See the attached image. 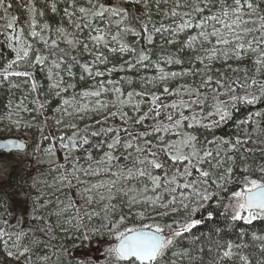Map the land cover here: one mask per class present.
Segmentation results:
<instances>
[{"label": "trees", "instance_id": "trees-1", "mask_svg": "<svg viewBox=\"0 0 264 264\" xmlns=\"http://www.w3.org/2000/svg\"><path fill=\"white\" fill-rule=\"evenodd\" d=\"M94 2L98 7L105 0ZM252 2L259 7L249 15L250 10L245 6V20H256L264 15V0ZM9 3L11 8L7 13L0 8V139L24 138L27 146L21 151H0V156L18 159L12 170H6L9 177L0 178V264H11L12 259L19 264H127L117 261L108 252L111 243L105 246L104 256L96 262L74 254L87 239L108 242L110 238H116L117 231L139 228L143 224H172V230H178L180 225L192 218L203 219L204 222L176 238L157 264H217L221 250L226 249L228 241L240 247H234L232 251L235 255L223 260L222 264H264V217L251 224L232 221L231 209L226 210L224 207L229 203L231 193L243 187L245 176L264 180V172L260 171L264 167V99L253 105L236 103L235 107L230 100L231 95L261 94L264 71L256 70L258 53L247 51L237 59L231 51L234 44L217 45L221 53L228 51L227 58L221 54L209 60L208 50L215 44L214 38L211 43L198 40L193 48H186L184 45L188 36L198 33L200 29L193 27L174 33L177 24L188 18L179 14L175 17L171 15L176 0H159V3L157 0H147V4L143 0L139 4L133 0H125L124 3L110 0L111 5L126 7L131 17L140 19L119 22L121 17L105 14L103 19H92L88 27H84L88 20L78 9L91 8L89 0H5L6 6ZM224 3L234 6L233 0H224ZM53 4L55 11L52 10ZM192 4L193 0H180V7L176 10L178 13H190L195 24L202 16L217 12L220 0H212L209 9L203 13H194ZM200 6L203 7V4ZM33 7L34 13L30 12ZM13 16L16 17V23L12 29H7L5 25ZM33 18L39 36L30 34L33 31ZM142 23L147 24V33L141 27ZM212 23L209 22L207 31L212 28ZM162 26L166 30L153 31ZM247 26L253 28L255 24ZM126 27L135 29L139 35L131 31L124 32ZM60 29L64 30L63 33ZM96 29L101 30L107 47L104 43L97 45L90 39L97 35ZM118 33L119 38L113 41L112 37ZM149 33L152 35L151 43L145 38ZM14 35H21L25 46L31 47L26 60L17 61L8 68L9 62L16 60L13 50L17 47L16 42L9 41V36ZM259 35V31L249 33L245 42ZM70 40L73 43H68ZM10 43L12 47H9ZM85 44L88 50H85ZM121 44H127L129 49L135 51L122 53L119 50ZM260 47L264 49V45ZM140 52L147 54L149 59L137 63ZM98 54L101 59L106 58L104 63L96 60ZM37 55L45 58L43 64L35 63ZM169 57L179 59L182 63H167ZM197 57H201L203 62ZM157 63L166 73L188 74L162 81L159 79ZM85 64L89 65L90 73L83 70ZM129 64L132 67H128ZM5 70L27 71L32 76H9L4 79ZM97 71L103 75L96 76ZM209 76L212 80L204 84ZM253 78L257 81L255 85H252ZM217 80L221 81L220 85L216 83ZM108 81L113 83L109 84ZM33 82L37 85L35 90ZM101 82L106 91L102 92L99 99L107 107L96 110V98H85L81 93L98 90ZM56 84L59 86L54 87ZM241 85L251 87L242 88ZM117 87L121 89L120 93L113 92ZM165 87L169 88L171 94L164 93ZM230 87L235 91H229ZM129 92L134 93L133 102L119 104L117 97L128 99ZM153 94L160 98L158 103L162 107L158 110L151 102ZM64 100H68L69 104L64 105ZM181 100L190 107H183ZM195 100H202L203 103H193ZM218 101L225 103L231 117L214 124L219 121V116L215 114ZM174 102L177 104L176 109L170 107ZM84 104L88 105L87 110L75 111ZM157 111L160 112L159 116L156 115ZM181 112L188 120L182 121L179 128L165 131L166 126L180 119ZM110 113L117 114L113 116ZM145 113L148 115L137 124L136 121ZM169 115L173 117L172 121L167 119ZM189 123L193 127L189 128ZM109 128L111 132L107 131ZM156 128L161 131L157 132ZM93 132L100 134L93 136ZM141 133L149 135L141 136ZM187 134L197 138L195 147L201 156L204 151L213 153L200 165L211 173L208 183L194 186L201 193L205 189L213 193V197L203 201L191 189L178 188L174 193L165 192V187L176 185L162 184L157 192L162 194L163 199L156 205L150 204L144 197L157 193L152 191L148 176H138L137 172L143 169L146 173L159 175L162 181L170 179L177 172H183L186 161H171L156 146L161 144L160 137H164L163 143L168 144ZM117 136L120 138L119 143L109 149L108 144L113 143ZM69 137H74L77 143L87 137L89 142L69 152L61 147L62 143H70ZM237 139L241 143L233 149L231 145H235ZM126 143H131L132 147L125 148ZM50 147L52 152L47 151ZM137 147L143 151L138 153ZM152 151L158 153L157 159L165 164L164 168L154 169L146 161L143 164L138 162L144 160L145 156L152 159ZM190 151L189 148L186 153ZM106 153H110L113 159L108 161L105 158L101 162ZM218 161L221 162L220 166L215 167ZM229 167L233 169L231 174L227 171ZM245 167L247 171H244ZM129 169L133 172L130 177L127 175ZM221 176L225 180L231 179L232 183H224L223 188H218L216 184L221 183ZM197 177L198 173L192 169V176L187 182ZM111 181L116 183L113 185ZM185 182L183 177L177 176L178 184ZM145 187L147 192L143 191ZM181 191L185 193L186 199L181 198ZM173 196L176 202L169 204ZM129 197H135L137 202H130ZM201 204L203 207H200ZM184 205H187L186 209ZM193 208H199L194 216ZM209 211L213 212L211 219H207ZM76 213L83 214V227L74 222ZM140 213H143V218ZM172 230L164 227V234L168 235ZM18 236L19 244L14 251L12 247ZM85 236L88 238L84 239ZM240 256L246 257V262L240 260Z\"/></svg>", "mask_w": 264, "mask_h": 264}, {"label": "snow or ice", "instance_id": "snow-or-ice-1", "mask_svg": "<svg viewBox=\"0 0 264 264\" xmlns=\"http://www.w3.org/2000/svg\"><path fill=\"white\" fill-rule=\"evenodd\" d=\"M121 3H124L125 0H120ZM134 3L139 4L141 0H133ZM145 4H147V0H143ZM89 3L92 4L91 8L86 7H79L78 11L83 15L85 19L88 20V23L84 25V27H88L91 23L92 19L100 18L103 19L105 14H111L112 16H119L121 17V20L119 22H123L125 20L129 19H137L139 20V17H131L129 11L126 7H121L119 4L111 5L110 0L109 4L100 2L99 6L97 7L94 0H89ZM157 3H159V0H157ZM212 3V0H193L192 4V11L194 13H203L205 9H209L210 4ZM234 6H229L224 3V0H220V7L217 12L212 13L208 16H202L199 21H197L195 24H193L192 16L190 13H178L177 8L180 7V0H176V7H174L171 11V15L173 17L177 16L178 14L183 17H188L187 19H184L182 23L177 24L176 28L174 29V33L177 32H184L186 29H192L195 27L196 29H200V31L196 34L188 36L187 41H185V47L186 48H193L195 43L198 40H202L203 42H209L211 43V39H215V44L213 47L208 50L209 55L208 59L212 60L217 58L218 55H224L225 58L228 56V51H224L221 53L219 49L216 47L217 45H223L228 46L231 44H234V48L231 49L235 53V56L237 59H239L242 55V53L251 51L253 53H258V57L255 60V64L257 65V72L264 71V49H262L260 46L264 45V15H260L256 20H245L244 16L245 13L243 11V8L246 6L247 9L250 10L249 15L255 13L257 11V8L259 7L258 4H254L252 0H243V4L241 3V0H233ZM203 4V7L200 5ZM0 8L4 9L5 13H7L8 9L11 8V4L9 3L7 6L5 5V0H0ZM52 10L55 11V4L52 6ZM30 12H35V8H30ZM67 12V10H66ZM40 15H43V13H40ZM213 22L211 27V31H207V26L209 25V22ZM16 23V17H11V20L5 25L7 29H12ZM255 24V27L250 28L247 25L248 24ZM32 27L33 31L30 33L32 36H39L40 33L35 31V25L36 20L32 19ZM216 25H219L217 27ZM45 28L48 27V25H44ZM77 27L79 28L80 25L77 24ZM141 27L144 29V31L147 33L148 28L147 24H141ZM163 29V26L161 28H154V32H161ZM61 33H63V29L59 30ZM97 32V35L91 36L90 39L94 41L97 45L100 43H104L105 47H107V43L105 41L104 35L101 33L100 29L95 30ZM124 32H133L134 35H139V32H136L135 29L132 28H125L123 29ZM259 31L260 35L255 36L252 39H248L245 42V38L249 35V33ZM40 38L43 40V36H40ZM119 38V33L117 35H114L112 37L113 41H116ZM148 43L152 42V35L151 33L147 34L145 37ZM15 41L17 47H15L13 50L16 52V60L10 61L7 65L8 68H11L14 64L17 63V61L26 60L29 56V49L31 45L25 46L24 41L21 37V35H14L9 36V41ZM46 43V41H45ZM55 41H53V45H55ZM68 43H73V41H68ZM168 43H173V41H168ZM253 45H256L253 47ZM9 47H12V44H9ZM85 50H88V45H84ZM120 52L125 51H135L134 49H129V46L127 44H121L120 46ZM111 51H115V49H111ZM22 53V55H21ZM149 59V56L145 54L144 52L139 53V57L137 60V63H142L144 61H147ZM197 60H201V57H197ZM96 60H98L100 63H104L106 61V58L101 59L100 55L98 54L96 57ZM45 62V58L37 55L35 59V63L43 64ZM167 63H176L180 64L182 63L179 59H173L171 57L167 58ZM56 67H59V65H56ZM83 70L85 72H91V69L89 65L85 64L82 66ZM128 67H132L131 64L128 65ZM156 68L158 72L160 73L159 79L164 81L167 80L169 77H176L179 75H187V72L183 73H177V72H171L166 73L164 72V69L160 67V65L157 63ZM111 71V70H110ZM71 74V73H70ZM96 76H101L103 73L97 71L95 73ZM9 76H23V77H29L31 78L32 73L31 72H9L7 70L4 71L3 77L4 79H7ZM212 80V77L209 76L208 80L204 82V84H208ZM109 84L113 83L112 81H108ZM216 83L218 85L221 84L220 80H217ZM257 83L256 79H252V85H255ZM204 84L201 86L203 87ZM54 87H58L59 85H53ZM33 89L37 87L36 83L33 82L32 84ZM241 87H251V85H241ZM106 91L103 82H101L98 86V90L95 91H84L81 93L82 97L85 98H96L95 99V105L96 110H100L107 107V104L102 102L99 97L101 96L102 92ZM215 91V90H213ZM229 91L234 92L235 89L229 88ZM113 92L120 93V88H114ZM164 93L171 94L169 92V88H164ZM60 93L58 92L57 95ZM128 99H120L117 97V100L119 104H128L132 103V98L134 96L133 92H129ZM135 95H144V93H135ZM199 95V93H197ZM159 97L156 95H152L151 102L155 106V108L158 110L162 107L159 101ZM264 99V84L261 85V94L259 96L257 95H250L246 94L244 96H237V95H231L230 100L233 102L232 106L235 107L236 103H246L249 105L256 104L258 100ZM193 103H203L202 100H195ZM64 105H68L69 101L64 100ZM180 104L183 107H190L187 102L181 100ZM137 109L139 108V104H136ZM163 107H169L168 105H164ZM171 108L176 109L177 104L174 102L172 105H170ZM88 105L84 104L80 107H77L75 109L76 112L87 110ZM66 111V109H65ZM151 111V109H150ZM117 113H110V115L115 116ZM216 115L219 116V121L213 122L219 123L222 121H225L231 117V112L229 109L225 106V103L223 101H218L216 105ZM123 117V113H121ZM148 115V113H145L144 116H141L139 120L136 121L137 124L141 123L144 118ZM156 115L159 116L160 112L157 111ZM211 115V113H210ZM256 115H260V113H256ZM251 118V114L250 117ZM169 121L173 120V117L169 115L167 117ZM195 119V117H193ZM188 120V117L184 116L183 112L180 113V119L175 120L174 123L169 124L164 129L167 131L168 129H176L179 128L182 124V121ZM59 123V121H57ZM99 123V121H98ZM244 123H247V121H244ZM205 127H210L212 125H204ZM74 127V125H73ZM188 127H193V124L189 123ZM108 132H111L112 129L109 128L107 130ZM156 131H161L160 128H156ZM100 133L93 132V136H98ZM141 136L149 135L148 133H141ZM179 135V134H178ZM63 139V138H61ZM119 137L117 136L113 143L108 144V148L112 149L116 144L119 143ZM135 139V137H134ZM196 137L187 134L183 138L175 141V142H169L168 144H164L163 140L164 137H160L161 144L157 145L156 147L159 149V152L164 153L171 161L178 162V161H186L187 164L184 167L183 172H177L174 174L170 179L165 178L163 181L159 175H152L150 172H145L143 169L139 170L137 172L138 176H148V179L151 181L152 184V191L154 193H157L155 196H145L144 200L149 202L152 205H156L160 200L163 199L162 194L158 193L157 190L161 188L163 185H176V187H165V192L174 193L177 191V189H191L192 192H194L197 196H199L203 201H209L213 197V193H209L206 189L203 193H201L196 187H194L197 183H208V178L210 177L211 173L209 171L203 170L200 165H202L206 159L211 158L213 153L211 151H204L203 155L201 156L199 154V151L195 147ZM69 144H61L62 148L68 149L69 152L72 150L83 147L84 145L88 144L87 137L81 138L80 142L77 143L74 137H69ZM8 143H12L9 141ZM147 143V141L145 142ZM212 143V142H209ZM227 143V141H225ZM241 141L237 139L235 145H231L233 149L236 148L237 145H239ZM125 148L132 147L131 143H126ZM3 145H0V148H3ZM19 147V145H17ZM191 149L190 152L186 153L187 149ZM47 151L52 152L53 149L50 147ZM136 151L142 152L143 149L140 147L136 148ZM219 155V152H217V156ZM152 159H148L147 156H145L144 160L138 161L139 163L143 164L145 161L151 165L154 169H162L165 167V164L157 159L158 153L156 151L151 152ZM91 159V156L88 157ZM107 159L108 161H111L113 157L110 153H106L105 157L102 158L101 162L104 159ZM67 159V156H66ZM231 159V157H229ZM195 160V163L193 161ZM220 161L217 162L215 167L220 166ZM175 166V165H173ZM192 169H195L198 173L197 179L192 180L191 182H187L188 178L192 176ZM73 171H76V169H73ZM228 173L231 174L233 169L232 167H229L227 169ZM244 171H247V167H245ZM261 172H264V167L260 169ZM127 175L130 177L133 175V172L131 169L128 170ZM177 176H181L185 179V183L178 184L177 183ZM63 179V177H61ZM219 180L221 183L216 184V181H213L214 184L218 188H223L224 183H232L231 179L225 180L224 176L219 177ZM111 184H115L116 181H111ZM93 187H97L94 185ZM85 191H88V189H85ZM144 192H147L148 189L145 187L143 189ZM182 199H186L185 193L181 191L180 193ZM229 203L224 205L225 209H231L232 215L231 220L232 221H243L246 224H251L254 220L258 218L264 217V180H256V179H250L248 176H245L243 178V187L240 190L233 191L231 193V196L228 198ZM91 200V197H89V201ZM130 202L135 203L137 202L135 200V197H129ZM176 197L173 196L172 199L169 201V204L175 203ZM107 208L108 206L105 205ZM185 209L187 208V205H184ZM200 207H203V204L200 205ZM173 211H176L173 209ZM199 211V208H193L192 214L193 216L195 213ZM141 218H143V213L139 214ZM160 215H168V213H161ZM213 217V212L209 211L207 214V219H211ZM123 220V217L121 218ZM204 222L203 219H195L192 218L188 222L182 224L179 226L178 230H172L173 225L168 224L166 226H162L160 224H143L139 228H126L124 231L120 232L117 231L115 233L116 239L118 241L117 244L112 246L108 249V252L115 257L117 261H123L127 262V264H157L158 260L165 254V252L174 244L176 238L181 237L184 233L191 232L197 225H200ZM115 227V226H114ZM164 227H167L168 229L172 230L170 234L165 235L164 234ZM217 232H219V229H216ZM88 237L85 236L84 239H87ZM195 239V238H194ZM234 247H240V245H234L231 241H228L226 244V249L221 250V255L218 257L217 264H222L223 260L232 258L235 254L232 251ZM11 255V253H9ZM174 255H178V253H174ZM240 260L245 261L247 260L246 257L240 256Z\"/></svg>", "mask_w": 264, "mask_h": 264}, {"label": "rangeland", "instance_id": "rangeland-1", "mask_svg": "<svg viewBox=\"0 0 264 264\" xmlns=\"http://www.w3.org/2000/svg\"><path fill=\"white\" fill-rule=\"evenodd\" d=\"M106 4H108V0H105ZM219 27V25H216ZM207 30V29H206ZM209 30V29H208ZM212 28L209 30L211 31ZM10 72H22L20 70H12ZM18 161V159H15L14 157H6V156H0V178H6L9 177V174L6 172V170H12L13 165L15 162ZM68 175L66 177V181L68 180ZM96 189V187H94ZM74 222L79 226H84L83 221V214L82 213H76L74 216ZM19 237L15 239V245L13 250L15 251L19 244ZM117 239L116 238H110L108 242L106 241H99V240H92L87 239L86 243L83 244L81 247H79L78 250H76L74 255H77L81 258H89L92 262H96L98 259H101L104 256V248L105 246H109L108 243H111V247L114 246V243ZM5 258V257H3ZM10 260V259H9ZM11 264H19L14 259L10 260Z\"/></svg>", "mask_w": 264, "mask_h": 264}, {"label": "water", "instance_id": "water-1", "mask_svg": "<svg viewBox=\"0 0 264 264\" xmlns=\"http://www.w3.org/2000/svg\"><path fill=\"white\" fill-rule=\"evenodd\" d=\"M11 141L12 143H8ZM0 145H3V148H0V151L7 153L10 150H24L26 147V140L24 138H14V137H8V138H2L0 139ZM19 145V147H17ZM118 241L116 240L114 245L117 244Z\"/></svg>", "mask_w": 264, "mask_h": 264}]
</instances>
